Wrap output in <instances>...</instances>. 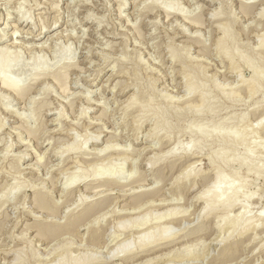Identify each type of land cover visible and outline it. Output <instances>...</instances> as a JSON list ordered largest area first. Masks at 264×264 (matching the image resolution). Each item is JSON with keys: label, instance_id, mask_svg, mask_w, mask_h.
I'll return each mask as SVG.
<instances>
[{"label": "rangeland", "instance_id": "rangeland-1", "mask_svg": "<svg viewBox=\"0 0 264 264\" xmlns=\"http://www.w3.org/2000/svg\"><path fill=\"white\" fill-rule=\"evenodd\" d=\"M127 1L0 0V264H264V0Z\"/></svg>", "mask_w": 264, "mask_h": 264}, {"label": "bare ground", "instance_id": "bare-ground-1", "mask_svg": "<svg viewBox=\"0 0 264 264\" xmlns=\"http://www.w3.org/2000/svg\"><path fill=\"white\" fill-rule=\"evenodd\" d=\"M211 2V1H210ZM128 3V1L127 0H122V2H121V5L120 6H122V5H126ZM244 7H247V5L246 4H244L243 5ZM57 7V6H56ZM21 12V11H20ZM121 13V12H120ZM9 15H10V13H8ZM22 15V14H21ZM26 16V14H25V12H24V14L20 17V19L21 18H23V17H25ZM25 18H27V16L25 17ZM24 19V18H23ZM57 19V18H56ZM27 20V19H26ZM59 20V19H58ZM8 25V24H7ZM56 25V24H55ZM6 27V26H5ZM42 31H43V29H42ZM41 31V32H42ZM183 31H185V30H183ZM2 32H3V30H2ZM85 32V31H84ZM6 33L4 32V35H1L0 36V41L3 39V37L4 36H6L5 35ZM225 34H226V32H225ZM55 36V35H54ZM227 36V35H226ZM32 38H34L35 37V35L34 36H31ZM37 37V36H36ZM230 37V36H229ZM224 39H228V38H224ZM44 43V42H43ZM224 44V43H223ZM225 45V44H224ZM32 46L33 47H44L45 46V44H37V43H35V44H32ZM226 47V46H225ZM39 49V48H38ZM8 51H9V48H8V46H0V65L2 64V69L3 68H5V67H7L8 66V63H9V61H8ZM10 51H12V50H10ZM2 55V56H1ZM172 56H174V54L172 55ZM5 72L4 71H2V73L0 74V82L3 84V86H5V87H7V88H9V89H11V90H13V91H15L16 93H18V95H23L24 93H20V87H18L17 86V84H16V82L15 81H13L12 79H10V77H8L7 75H5L4 74ZM57 80L58 81H60V79L59 78H57ZM61 82V81H60ZM67 81H64V82H62V84H64L65 85V89H67L68 88V83H66ZM89 91V90H88ZM82 94V93H81ZM13 110V109H12ZM14 111H16V110H14ZM12 112V111H11ZM15 113V112H14ZM13 113V114H14ZM15 114H17V113H15ZM59 115H61L60 113H59ZM261 120H263V119H260V121H258V123H260L261 124ZM4 125V124H3ZM243 125V124H242ZM244 126V125H243ZM248 126H250V125H248ZM247 126V127H248ZM246 127V126H245ZM245 127H243L242 129H244ZM1 128V127H0ZM249 128V127H248ZM260 130V129H259ZM231 131V130H230ZM233 131V130H232ZM234 131H235V129H234ZM233 131V132H234ZM246 131V130H245ZM200 132H204V130L202 129V128H200ZM236 133H234L235 134V136L236 135H238V133H244V132H239L238 130H236L235 131ZM250 136H251V139H250V141L248 142V144H246V151L247 152H252V151H254L259 145H258V140H257V136H258V130H257V128L256 129H252L251 131H250ZM232 135H233V133H232ZM228 136V135H227ZM239 136H240V138L242 139V135H240L239 134ZM99 137H100V134H98L97 136H93L92 137V139H94V142L96 141V142H98L99 141ZM91 138V137H90ZM230 139V138H229ZM226 140V139H225ZM23 141V140H22ZM87 141H88V139L86 140V143H87ZM192 142V141H191ZM190 142V143H191ZM194 142V141H193ZM84 144H85V142H84ZM235 144H236V142H235ZM86 145V144H85ZM237 145V144H236ZM258 145V146H257ZM189 146V145H188ZM188 146H186V149H189V148H191V144H190V146L188 147ZM198 146V145H197ZM221 146V145H220ZM86 147V146H85ZM107 147V146H106ZM196 147V146H195ZM104 149H107V148H104ZM175 149V147L171 150V151H175L174 150ZM197 150V149H196ZM222 151V150H221ZM25 153V152H24ZM23 153V154H24ZM56 153H57V151H56ZM221 153V152H220ZM29 154V153H28ZM222 154V153H221ZM219 155V154H218ZM39 156V155H38ZM41 156V155H40ZM220 156V155H219ZM21 157H23L22 155L19 157V158H21ZM42 157V156H41ZM214 159V158H213ZM259 159H261V158H259ZM211 162V161H210ZM259 162V161H258ZM59 164V163H58ZM54 166V165H53ZM249 171V170H248ZM218 176H219V180H220V182L215 186V188L214 189H212V190H209V191H205L200 197H202V196H204V197H206L207 198V203H209V202H213V204L215 203L216 205H218V204H220V203H223L225 206H232V205H234V204H236V203H238L237 201L238 200H240V199H238V197L240 196L239 194H240V190H239V188H237L236 186H234L229 192H225V188L228 186H233L232 185V179L229 177V175L227 176V175H225V174H222L221 172H218ZM248 192V191H247ZM253 194V193H252ZM242 195V194H241ZM243 197L245 198H247V197H251L252 195H249L248 193H243ZM246 198L245 199H243V200H246ZM248 198V199H249ZM212 204V205H213ZM215 204H214V206H215ZM246 203H244V205H243V207H244V209L243 210H241L234 218H232L230 221H229V223H230V227L231 228H239L240 226H241V228L244 226H246L245 224H250V222L251 221H253V219H251V220H249V216L247 217L246 216V210H245V208H246V205H245ZM222 206V205H221ZM225 206H223V207H225ZM248 206V205H247ZM209 207V206H208ZM242 207V208H243ZM248 208V207H247ZM247 212H248V210H247ZM262 220L261 221H263L264 222V216H262V218H261ZM254 220H256V219H254ZM250 221V222H249ZM260 221V220H259ZM255 223V222H254ZM259 223V222H258ZM257 223V225H259L260 226V224H258ZM256 224V223H255ZM73 225H74V223H73ZM256 225V226H257ZM252 226V225H251ZM250 227V226H249ZM254 228V227H253ZM245 229V228H244ZM247 229V228H246ZM257 229V228H256ZM44 230H46L45 228H44ZM238 231H239V229H238ZM242 231V230H241ZM244 231V230H243ZM246 231V230H245ZM139 241H141L140 242V246H142V245H144V242H143V240L142 239H140ZM143 242V243H142ZM133 250V248H126V249H124V251L125 252H127V253H130L131 251Z\"/></svg>", "mask_w": 264, "mask_h": 264}]
</instances>
